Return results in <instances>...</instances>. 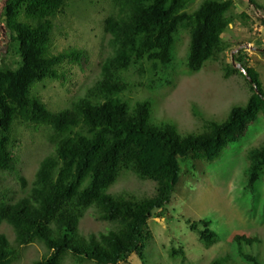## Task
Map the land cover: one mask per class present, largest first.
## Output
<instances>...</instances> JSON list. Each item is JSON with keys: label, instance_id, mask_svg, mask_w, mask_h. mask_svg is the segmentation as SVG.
I'll list each match as a JSON object with an SVG mask.
<instances>
[{"label": "trees", "instance_id": "trees-1", "mask_svg": "<svg viewBox=\"0 0 264 264\" xmlns=\"http://www.w3.org/2000/svg\"><path fill=\"white\" fill-rule=\"evenodd\" d=\"M2 1V0H0ZM71 0H4L1 23L7 50L16 63L0 61V172L14 174L27 194L15 199L0 191V226L13 228V241L0 232V264H18L23 248L40 243L47 253L31 264H121L136 254L144 262L152 237L148 221L163 212L180 182L182 160L214 161L264 114V85L259 71L242 55L225 54L233 42L223 34L238 18L234 0H110L111 12L102 21L111 55L100 64V77L70 107L52 111L33 90L38 82L59 80L65 63L89 59L87 50H52L54 22ZM258 10L264 6L248 0ZM188 33L186 69L195 73L219 63L225 79L243 76L249 97L234 103L222 120L208 119L197 108L203 131L180 133L174 124L156 123L152 101L134 103L120 98L157 87H176L180 72L177 52L180 31ZM239 63V66H237ZM33 90V91H32ZM34 93V94H33ZM48 129L46 154L29 185L15 153L16 127ZM245 188L257 191L264 178V143L248 151ZM123 171L156 183L155 193L137 197L132 192L110 194L108 189ZM111 229L81 233L80 222L90 207ZM205 248L217 242L209 220L187 219ZM237 256L231 252L209 264H264L242 244L260 243L258 236L235 235ZM172 256L183 255L182 247Z\"/></svg>", "mask_w": 264, "mask_h": 264}, {"label": "rangeland", "instance_id": "rangeland-1", "mask_svg": "<svg viewBox=\"0 0 264 264\" xmlns=\"http://www.w3.org/2000/svg\"><path fill=\"white\" fill-rule=\"evenodd\" d=\"M200 1L195 0L190 10L196 8ZM234 1L233 11L247 17L238 18L223 34L225 40L233 42V50L225 56L228 61L232 59L233 53L244 56L259 71L264 85V10H258L248 0ZM256 1L264 6V0ZM3 2L0 1V61L15 64L18 58L13 55V50L6 51L3 43ZM110 2L71 0L64 13L55 17L52 50L59 52L78 47L88 51L89 59L80 64L65 63L60 70L63 74L61 79H46L34 86V92L46 102L50 110L70 107L100 77V64L112 53L108 44L109 36L102 28L103 19L111 12ZM188 42V33L182 29L175 47L180 72L176 87H157L120 94L119 97L131 103L150 99L156 123L174 124L180 133H200L203 131V122L196 116L193 107L197 106L208 119L215 117L222 120L234 103L244 105L247 102L249 83L241 75L225 79L219 63L208 64L195 73L189 72L185 67ZM47 131L45 128L34 130L25 126L16 127L18 141L15 153L21 160L20 168L29 185L34 180L41 159L52 151L51 144L46 140ZM263 143L264 114L260 113L246 135L231 144L216 160H182L180 182L170 203L166 210L161 214L155 212L148 221L152 237L146 244L144 262L133 254L121 264H209L213 259L230 252L237 256L238 244L233 241L235 235L258 236L260 243H243L242 247L264 261V178L257 184V191L245 188L248 151ZM1 190L12 191L15 199L27 194L14 174L2 172ZM155 190L154 181L140 179L132 172L123 171L108 193L116 195L132 192L140 198L154 194ZM187 219L209 220V227L217 233L216 244L205 248L197 233L190 229ZM112 226L96 219L93 206L80 222V230L84 235L107 231ZM0 232L13 241L15 234L10 225L3 223ZM180 247L184 249L187 259L182 254H170L173 248ZM46 253L45 246L40 243L28 245L23 248V256L18 264H31ZM65 264H71L70 260H66Z\"/></svg>", "mask_w": 264, "mask_h": 264}, {"label": "clouds", "instance_id": "clouds-1", "mask_svg": "<svg viewBox=\"0 0 264 264\" xmlns=\"http://www.w3.org/2000/svg\"><path fill=\"white\" fill-rule=\"evenodd\" d=\"M161 211H156V214H159ZM162 213V212H161ZM163 218V217H162Z\"/></svg>", "mask_w": 264, "mask_h": 264}, {"label": "crops", "instance_id": "crops-1", "mask_svg": "<svg viewBox=\"0 0 264 264\" xmlns=\"http://www.w3.org/2000/svg\"><path fill=\"white\" fill-rule=\"evenodd\" d=\"M159 214H161V212H160ZM163 218H164V217H163Z\"/></svg>", "mask_w": 264, "mask_h": 264}]
</instances>
